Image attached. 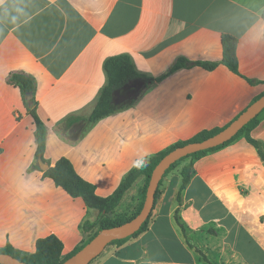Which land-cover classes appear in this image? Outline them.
<instances>
[{
    "label": "crops",
    "instance_id": "crops-1",
    "mask_svg": "<svg viewBox=\"0 0 264 264\" xmlns=\"http://www.w3.org/2000/svg\"><path fill=\"white\" fill-rule=\"evenodd\" d=\"M263 11L264 0H0V249L32 254L54 235L65 257L87 239L82 222L99 216L34 167L35 123L12 74L35 80L45 159L67 158L106 198L139 161L226 128L264 95ZM223 35L238 40L240 75L222 64L183 69L135 106L64 131L69 117L92 113L106 59L128 54L138 71L157 77L179 57L220 61ZM250 135L264 143V115ZM182 167L163 178L148 229L91 264H264V161L256 148L241 138L198 160L178 201ZM124 199L121 206L139 200Z\"/></svg>",
    "mask_w": 264,
    "mask_h": 264
},
{
    "label": "trees",
    "instance_id": "trees-1",
    "mask_svg": "<svg viewBox=\"0 0 264 264\" xmlns=\"http://www.w3.org/2000/svg\"><path fill=\"white\" fill-rule=\"evenodd\" d=\"M262 18L264 19V11L262 13ZM237 46L238 40L235 37L230 35H223V54L222 59L220 61L191 62L185 57H179L175 60V62L168 69V71L157 77L138 71L133 62L132 57L128 54H121L118 56L110 57L106 59L103 63V68L106 75V84L100 90L96 105L92 113L87 117H69L64 123V131L67 132L73 129L76 124L81 122L86 125V128H89L106 117H109L113 114L135 106L146 93L154 89L164 79L183 69L198 66L207 71H213L220 64H222L228 67V69L232 73L240 75L237 57ZM10 82L20 88L26 106L30 111L32 118L34 119V136L36 143L34 167L40 169L38 166V160L41 159L45 164L49 165L48 169L43 172L44 177L52 179L56 186L63 189L70 197L74 199H82L86 208L91 210H97L99 212V216L95 221L92 222L90 220H85L82 222L80 229L84 234L87 235V239L82 245L77 247L71 254L65 257H63L62 255L63 244L54 235L38 240L36 243V251L32 254L23 253L22 251L12 247L10 244H8L5 248L0 249V254L11 255L12 257L28 264H63L66 260L76 255L102 230L117 227L132 220L140 213L143 208L147 188L154 168L168 153L175 150L176 148L185 146L190 143L202 142L223 130L213 129L202 131L188 141L176 143L175 145H172L171 147L160 153H157L139 161L124 176L116 191L112 195L106 198H102L96 194V187L93 184L85 181L77 174L72 163L67 158L59 159L54 165H51L45 159L44 154L46 150V138L48 128L37 115V102L35 99V80L26 74L14 73L10 76ZM29 95H32V99L30 100L28 99ZM260 97L256 98L254 102L257 101ZM116 98L119 99L116 100ZM263 115L264 110L259 116H257L249 124H247L230 141L216 148L187 156L170 167V169L165 173L164 177L171 170L177 168L181 164H184L180 172L182 177V183L178 193V201L181 200L182 192L188 187L191 181V178L194 174V164L201 158L209 154L215 153L223 148H226L234 144L241 138H245L248 143L253 145L258 151V154L260 155L262 161H264V143L254 140L250 135L251 131L260 123V120ZM76 139L77 138L75 136L73 140ZM186 160H188V163H183ZM140 180H143L144 182L141 189L142 196L141 199L136 202L137 205L134 206L135 208L133 209L132 214L127 211L121 214H117V209L122 204L124 197ZM162 180L159 184V188L162 184ZM159 188L156 192V201L160 193ZM133 200L134 199H131L130 202H133ZM133 203L135 204V202ZM150 217L147 219V221L143 224V226L137 233L126 239L116 240L110 245H121L127 242L129 239L135 238L141 233L145 232L148 229ZM176 220L182 226L178 215H176Z\"/></svg>",
    "mask_w": 264,
    "mask_h": 264
},
{
    "label": "water",
    "instance_id": "water-1",
    "mask_svg": "<svg viewBox=\"0 0 264 264\" xmlns=\"http://www.w3.org/2000/svg\"><path fill=\"white\" fill-rule=\"evenodd\" d=\"M32 99V95L28 96ZM119 98H116L118 100ZM264 110V95L252 103L243 113H241L230 125L216 135L202 141L187 144L176 148L168 153L154 168L146 192V198L140 213L132 220L110 229L102 230L87 245H85L76 255L66 260L63 264H91L101 252L116 240H123L137 233L143 224L150 217L156 201V192L165 173L172 165L181 159L209 149L216 148L233 139L247 124L259 116ZM38 166L46 171L48 165L41 159ZM0 264H28L22 262L11 255L0 254Z\"/></svg>",
    "mask_w": 264,
    "mask_h": 264
},
{
    "label": "rangeland",
    "instance_id": "rangeland-1",
    "mask_svg": "<svg viewBox=\"0 0 264 264\" xmlns=\"http://www.w3.org/2000/svg\"><path fill=\"white\" fill-rule=\"evenodd\" d=\"M183 163H188V160L184 161ZM181 165H184V164H181ZM143 184H144L143 180L140 183L137 182L136 185L133 186L132 189L128 192V194L126 195V198L128 197L129 194H131V195L135 194V197L137 196L140 200L141 196H142L141 189H142ZM135 205H137V204L136 203L134 204L133 202H126L122 207H121V205L118 207L117 214H121L125 211L132 214L133 209L135 208L134 207Z\"/></svg>",
    "mask_w": 264,
    "mask_h": 264
}]
</instances>
